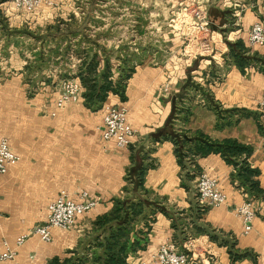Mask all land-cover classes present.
Wrapping results in <instances>:
<instances>
[{
  "label": "crops",
  "instance_id": "1",
  "mask_svg": "<svg viewBox=\"0 0 264 264\" xmlns=\"http://www.w3.org/2000/svg\"><path fill=\"white\" fill-rule=\"evenodd\" d=\"M204 2L210 28L225 43L222 65L181 57L180 36L158 23L145 27L148 36L141 38L135 19L126 27L117 22L98 27L86 21L87 8L40 7L27 13L8 0L0 4V140L19 157L0 175V253L4 241L13 247L45 222L47 207L60 192L73 202L83 192L98 200L72 229L52 230L50 243L29 236L11 264H90L97 252L91 244L96 220L108 215L116 200L131 197L148 204L132 223L130 239L139 245L125 264H150L167 242L178 253L188 249L190 264H264V121L258 109L264 99V46L250 47L247 41L254 23L264 27V0ZM150 31L160 37L151 40ZM226 43L242 45L241 66ZM92 59L98 63L92 79L99 83L104 71L112 82L128 76L123 97L109 94L95 110L85 107L79 79L82 64ZM44 63L59 64L48 71ZM125 66L131 73H122ZM70 79L80 83L81 97L56 109L61 83ZM106 106L126 107L127 122L137 131L129 147L103 140ZM172 114V131L192 140L182 150V168L173 143L156 137ZM197 135L211 143L234 141L249 154L236 158L233 167L220 154L201 155ZM137 164L147 170L145 192L135 195L127 176ZM243 164L255 174L242 171ZM200 174L217 180L226 196L223 206L198 203ZM244 202L256 210L248 235L235 215Z\"/></svg>",
  "mask_w": 264,
  "mask_h": 264
},
{
  "label": "built area",
  "instance_id": "2",
  "mask_svg": "<svg viewBox=\"0 0 264 264\" xmlns=\"http://www.w3.org/2000/svg\"><path fill=\"white\" fill-rule=\"evenodd\" d=\"M18 10L32 13L43 5L52 6L50 0H8ZM169 27L176 32L184 42L180 56L190 61L199 58H209L222 65L225 46L222 35L210 28L207 17V4L204 0H181L178 10L172 14ZM247 41L250 47L264 46V27L261 23H254L248 31ZM219 57L220 62L216 59ZM82 87L75 80H64L60 86V95L55 101V108L61 109L66 104L77 103L81 97ZM260 116L264 121V99L258 106ZM127 109L124 106L104 107L102 121V138L105 141L113 140L120 149L129 147L137 137V131L127 122ZM55 116V114H52ZM19 162L9 148L5 139L0 140V175L7 172L8 167ZM196 199L199 204L210 208H219L226 202V196L220 191L216 179L200 174L195 185ZM98 204L96 198H90L85 192L78 195V201L73 202L68 195L60 192L56 199L47 207L45 222L35 227L30 233L16 239L14 246L7 242L2 243L3 252L0 253V264L13 263L16 259V248L23 245L27 238L35 235L43 243H50L51 232L54 229L70 230L74 227L76 218ZM235 215L242 223L243 235H248L252 230V223L256 217V210L251 202L242 203L235 211ZM188 249L178 253L176 246L167 242L161 245L150 257V264H190ZM193 256V254H192Z\"/></svg>",
  "mask_w": 264,
  "mask_h": 264
},
{
  "label": "trees",
  "instance_id": "3",
  "mask_svg": "<svg viewBox=\"0 0 264 264\" xmlns=\"http://www.w3.org/2000/svg\"><path fill=\"white\" fill-rule=\"evenodd\" d=\"M7 0H0V4ZM229 56L235 60L240 66L245 62L246 58L242 55L244 51L240 43L228 44ZM98 63L95 59H92L89 63L84 62L82 64L84 75L80 74V82L85 89L82 97L84 99L85 107L89 110H95L105 103L109 94L123 97V89L126 85L127 75H123L117 81L112 82L109 80L108 71L106 75H102L101 82L92 79V74L95 73ZM108 67V63H105V68ZM122 73H131V70H125ZM182 95L179 94L178 96ZM217 106L214 107L216 110ZM175 120L174 114L163 128L156 134L158 138H166L170 140L175 146V154L181 168L183 167V148L188 144L189 140L184 135L176 134L172 131V122ZM200 142L199 152L201 155H207L209 153L220 154L225 161L236 166L235 159L242 154H249V151L243 146L239 145L234 141H223L222 143H211L209 140L202 135L195 137ZM146 167L143 164H137L131 170L127 176L128 182L133 186V194H142L145 192L143 187V178L146 171ZM241 170H245L249 175L255 174L253 171H249L243 166ZM186 177H188L186 175ZM147 202L141 199H123L116 200L111 212L108 215L99 217L94 224L93 238L91 244L97 250L96 254L92 256L90 264H125L127 255L132 252L135 247H138L137 241H131L130 233L132 231L131 226L135 218H139L145 209L147 208Z\"/></svg>",
  "mask_w": 264,
  "mask_h": 264
},
{
  "label": "rangeland",
  "instance_id": "4",
  "mask_svg": "<svg viewBox=\"0 0 264 264\" xmlns=\"http://www.w3.org/2000/svg\"><path fill=\"white\" fill-rule=\"evenodd\" d=\"M179 1L181 0H50L52 6L45 4L41 7L56 9L72 5L80 9L87 8V12L90 14L86 21L88 23H96L98 27L101 26L99 22L108 24L109 27L117 22L126 27L130 25L132 19L139 20L141 26L140 36L142 38L148 36L144 34H147L145 27H149V24L151 26L158 23L163 25L164 29H171L169 28V21L172 18V14L178 10ZM125 33L123 32L124 38L126 37ZM120 35L121 33L118 32L117 36L119 37ZM112 36L116 37L115 34ZM159 37V33L150 31L151 40H157ZM181 41L183 42L182 39ZM222 47V44H220L219 48L221 50ZM58 64L44 63L42 67L49 71L52 66L56 67Z\"/></svg>",
  "mask_w": 264,
  "mask_h": 264
},
{
  "label": "bare ground",
  "instance_id": "5",
  "mask_svg": "<svg viewBox=\"0 0 264 264\" xmlns=\"http://www.w3.org/2000/svg\"><path fill=\"white\" fill-rule=\"evenodd\" d=\"M222 46H224V45H222ZM219 58V57H218ZM219 62H220V59L218 60Z\"/></svg>",
  "mask_w": 264,
  "mask_h": 264
}]
</instances>
